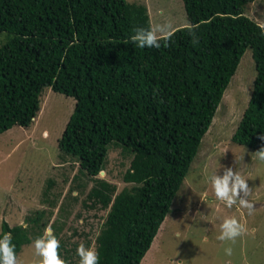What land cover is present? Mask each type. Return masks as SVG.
I'll list each match as a JSON object with an SVG mask.
<instances>
[{"label": "trees", "instance_id": "1", "mask_svg": "<svg viewBox=\"0 0 264 264\" xmlns=\"http://www.w3.org/2000/svg\"><path fill=\"white\" fill-rule=\"evenodd\" d=\"M250 1L180 0L187 24L171 30L168 47L140 49L129 37L149 27L143 3L0 0V132L29 124L44 87L73 99L56 148L91 180L84 206L104 210L99 264H138L245 48L253 78L230 141L264 147V28L244 14ZM114 146L129 155L120 174L128 186L116 192L96 177ZM41 214L27 229L1 221L0 237L10 232L17 253L42 236Z\"/></svg>", "mask_w": 264, "mask_h": 264}, {"label": "rangeland", "instance_id": "2", "mask_svg": "<svg viewBox=\"0 0 264 264\" xmlns=\"http://www.w3.org/2000/svg\"><path fill=\"white\" fill-rule=\"evenodd\" d=\"M143 3L149 26L169 25L171 30L187 24L180 0H125ZM161 12L163 14H161ZM246 16L264 28V0L247 3ZM6 34L0 31V45ZM253 78L249 49L245 48L230 75L209 124L201 135L195 154L172 196L168 211L156 228L138 264H264V161L257 152L230 141L249 95ZM73 99L44 87L38 110L27 126L12 125L0 132V222L25 224L27 217L41 212V219L57 227L56 238L68 254L66 264H78L77 247L93 248V239L104 210L86 207L85 193L91 180L78 173L73 158L60 154L56 138L72 109ZM102 177L115 185V192L128 186L120 180L129 155L119 147L107 148ZM226 168L239 172L251 190V214L238 205L227 208L217 200L209 181ZM76 193V195H74ZM235 217L246 232L235 241H220L219 225ZM44 228V230H45ZM43 230V233H44ZM43 235V234H42ZM33 242L16 253L20 264H36ZM231 248V255L225 253Z\"/></svg>", "mask_w": 264, "mask_h": 264}, {"label": "clouds", "instance_id": "3", "mask_svg": "<svg viewBox=\"0 0 264 264\" xmlns=\"http://www.w3.org/2000/svg\"><path fill=\"white\" fill-rule=\"evenodd\" d=\"M161 14L163 13L161 12ZM188 23L187 31L191 35L196 31V25L191 24V22ZM133 32L134 34L129 37V40L140 49H159L162 46L166 48L174 35L169 25H155L147 28L136 27ZM260 139L264 141V136H261ZM252 155L264 161V147ZM209 181L216 199L221 201L227 208L238 205L239 208L247 209L251 214L253 204L248 199L240 198L241 193H244V196L247 197L251 190L239 172H234L232 168H226L223 176L213 173L209 177ZM21 227L27 229L28 225L22 224ZM219 230L220 234L217 239L220 241H235L237 237L247 231L235 217L225 218L220 223ZM32 247L34 248V255L39 258L36 264H66L59 256L60 243L50 226L45 228L42 236L33 241ZM231 251V248L225 249L227 255H231ZM76 255L79 257L78 264H99L98 252L91 247H85L83 243L77 247ZM0 264H20L10 232L4 233L0 237Z\"/></svg>", "mask_w": 264, "mask_h": 264}, {"label": "water", "instance_id": "4", "mask_svg": "<svg viewBox=\"0 0 264 264\" xmlns=\"http://www.w3.org/2000/svg\"><path fill=\"white\" fill-rule=\"evenodd\" d=\"M101 172V171H100Z\"/></svg>", "mask_w": 264, "mask_h": 264}]
</instances>
